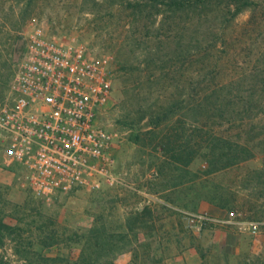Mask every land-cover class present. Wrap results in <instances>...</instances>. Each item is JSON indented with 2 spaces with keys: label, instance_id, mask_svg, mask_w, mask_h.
<instances>
[{
  "label": "rangeland",
  "instance_id": "1",
  "mask_svg": "<svg viewBox=\"0 0 264 264\" xmlns=\"http://www.w3.org/2000/svg\"><path fill=\"white\" fill-rule=\"evenodd\" d=\"M140 1L144 8L129 3L136 0H0V103L34 27L108 55L115 77L99 116L116 134L114 183L39 199L21 168L4 164L0 141V220L14 227L0 245L8 264L42 255L83 264L87 241V264L99 257L101 264H264V176L253 173L264 166V98L256 94L252 110L243 104L264 78V0L232 22L217 8L158 14L152 3L165 8L160 0ZM208 86H220L214 107L205 100ZM158 115L161 124L151 126ZM194 127L233 142L261 133L259 146L250 144L252 158L206 174L202 135L196 140L204 147L190 163L185 152L183 162L171 159V140H186ZM189 213L213 220L198 231ZM250 222L259 223L257 232ZM100 233L104 246L111 243L101 251Z\"/></svg>",
  "mask_w": 264,
  "mask_h": 264
},
{
  "label": "built area",
  "instance_id": "2",
  "mask_svg": "<svg viewBox=\"0 0 264 264\" xmlns=\"http://www.w3.org/2000/svg\"><path fill=\"white\" fill-rule=\"evenodd\" d=\"M108 55L66 42L34 27L27 50L0 103L4 164L18 166L34 195L45 201L79 188L99 189L116 179V134L99 121L114 93ZM202 230L207 213H189ZM257 232L259 223L250 222Z\"/></svg>",
  "mask_w": 264,
  "mask_h": 264
},
{
  "label": "trees",
  "instance_id": "3",
  "mask_svg": "<svg viewBox=\"0 0 264 264\" xmlns=\"http://www.w3.org/2000/svg\"><path fill=\"white\" fill-rule=\"evenodd\" d=\"M136 1H137L136 3H133V2H129V3L133 7H137V8H144L146 6V4H142L140 0H136ZM160 1L162 2L161 4L166 6L165 8H162V6L157 3H154V4L152 3V6L154 5L156 6V8H158L157 9L158 14H162V12H164L163 10L165 9L166 11H172V12L199 10L202 13L204 9L212 10L214 8H217L218 10L220 9L221 11H223L224 17L226 18V21L228 22H232L237 17V15L244 12L245 10L252 9L256 5V1L254 0H160ZM216 41L217 39L213 43L214 46L216 45L215 44ZM211 45H209V47ZM185 56L187 57V55H184L182 57H185ZM124 70L125 69L123 68V72ZM213 70H215V68ZM213 70H210V71L212 72ZM126 72H128V70L125 71V73ZM224 86L225 84H222L221 85L222 88L220 89L222 90ZM218 87L220 86H216V87L213 86L212 88L208 86L205 88V90H207L205 100L209 103V105H212V107L216 106L217 104H219L220 101H222V99L220 98L218 99L219 95H216V91H218ZM235 87H232V88L228 87L227 89L233 92ZM255 89H256L255 95L250 94V96H248V99H246L247 97H245V99L243 100V102H245L243 104L247 106L245 111L252 110L253 103L251 102V99L255 100L256 94H260V96H262L261 98L262 99L264 98V95H261V94H264V78L260 80V83H258ZM237 93L238 92H235L234 94H237ZM238 96H241V95H238ZM226 99L228 100V98ZM201 104L202 103H199V107L201 106ZM175 106L177 107L178 103ZM253 117L250 115V119H254ZM162 120L163 118L161 119V116L158 115L157 121L152 120L150 124L153 127H157L158 125L161 124ZM203 131H204L203 129H196V127H194V129L192 128L189 134L186 135L185 137L186 140H183V141L181 140L184 137H176L172 139L173 136H171L170 138L172 139L171 144L173 148V154L171 155V159L174 162H183V156L181 154H184L185 152L187 155L186 159L188 163H190L195 158L197 152L204 147L202 143H199L196 140L198 136L202 135L203 141L205 142V145H206L205 147L208 148V153L206 152V155L209 157L210 164H211L210 169L206 172V174H211V173H216L219 171L226 170L228 168H231L241 163L242 161L252 158L255 155V153L252 149L253 147H251L250 144L255 142L256 146H259L258 142L261 136L260 135L261 133L260 134L258 133L254 136L245 137L243 142H236V141L233 142L224 136L219 137L211 130H205L204 132ZM260 144L262 146L261 152H264V146H263L264 141H261ZM255 172L257 173L259 177L264 176V166L261 169L254 170L253 173ZM261 191H263V189ZM13 230H14V227L11 224L6 223L3 220H0V245L1 246L4 244L5 237L9 236ZM93 230L95 231L96 228L92 229L91 232H93ZM101 234L102 233L96 235L97 240H96L95 245L99 248V250L100 249L104 250L105 248H107L108 245H111V243H108L107 246L106 245L104 246L105 242L101 240ZM90 244L91 243L87 241V246H84V248H82L81 250L82 253L83 251L85 253V255L81 254V261L83 264H87V259L89 256H86V250L89 248L88 246ZM102 258H105V257H99L97 260V263L101 264V262L99 261H101ZM25 260H26L25 264H58V262L61 261V258L59 256L51 257V256L42 255L36 258L35 256L25 257ZM0 264H8V263L3 258L0 257Z\"/></svg>",
  "mask_w": 264,
  "mask_h": 264
}]
</instances>
